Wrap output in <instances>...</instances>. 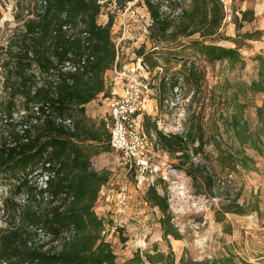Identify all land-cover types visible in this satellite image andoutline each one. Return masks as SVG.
I'll return each instance as SVG.
<instances>
[{
	"label": "trees",
	"instance_id": "trees-1",
	"mask_svg": "<svg viewBox=\"0 0 264 264\" xmlns=\"http://www.w3.org/2000/svg\"><path fill=\"white\" fill-rule=\"evenodd\" d=\"M102 1L15 0L18 25L0 45V186L5 189L0 264H118L102 236L105 222L93 210L109 175L93 169L90 158L109 151L108 133L104 123L97 125L86 116L85 109L100 94L109 97L105 73L124 69H117L112 21L98 23ZM112 1L122 9L135 0ZM140 1L150 16L149 37L155 45L148 52L141 46L136 56L149 71L159 67L158 59L244 64L236 48L215 43L216 29L192 17L181 0ZM183 65L188 77L198 82L196 67ZM254 86L264 91V75ZM240 107L235 102L229 120L233 137L242 150L262 155L260 133L248 129ZM257 117L264 128L263 108L257 109ZM189 125L183 134H165L150 117L142 118L155 147L180 161L190 159V150L198 154L207 143L198 114ZM243 152L227 151L224 157L247 167L250 158H239ZM51 172L53 177L40 186L36 178ZM146 201L162 213V239H180L170 224L165 196L151 186ZM40 235L48 240L41 241ZM145 258L150 264H175L172 252L155 251ZM131 261L143 264L139 253ZM192 264H233V256Z\"/></svg>",
	"mask_w": 264,
	"mask_h": 264
},
{
	"label": "rangeland",
	"instance_id": "rangeland-1",
	"mask_svg": "<svg viewBox=\"0 0 264 264\" xmlns=\"http://www.w3.org/2000/svg\"><path fill=\"white\" fill-rule=\"evenodd\" d=\"M15 3L0 0V45L18 25L14 19ZM181 3L200 23H211L216 29L215 43L236 48L244 64L232 65L227 60L210 64L204 59L166 63L158 59L159 67L153 71L144 66L142 70L136 69L141 63L136 50L144 46L148 52L155 45L149 37L150 16L140 0L122 9L112 0H103L98 23L112 21L117 69L135 68L148 87L141 119L144 115L150 117L165 134H183L198 114L207 143L198 154L190 150V159L184 157L180 161L155 147L153 135L147 136L153 144L155 161L165 172L156 178H138L135 173H127L110 148L108 152L92 155V168L109 175L93 210L105 222L102 236L111 245L118 264H138L131 261L134 255L139 253L145 258L146 253L155 251L172 252L175 264L211 261L227 254L233 256V264H264V153L242 150L229 126L238 102L248 129L259 132L264 142V128L257 117L258 108H263L264 114V91L251 87L261 82L264 75V0H181ZM156 45L161 48L164 44ZM183 62L186 68L196 67L198 82L188 77ZM106 79L107 88L116 95L110 94L108 99L100 95L86 113L97 125L104 123L105 128L110 100L121 95L122 89V82L113 72ZM227 151L235 155L244 151L239 158L242 155L250 158L247 167L231 163L224 157ZM42 179L36 178L39 185ZM151 186L167 199L170 224L180 239L172 236L162 239L159 223L162 213L146 201ZM4 190L0 186V203ZM3 226L0 211V227ZM39 238L43 242L48 240Z\"/></svg>",
	"mask_w": 264,
	"mask_h": 264
},
{
	"label": "built area",
	"instance_id": "built-area-1",
	"mask_svg": "<svg viewBox=\"0 0 264 264\" xmlns=\"http://www.w3.org/2000/svg\"><path fill=\"white\" fill-rule=\"evenodd\" d=\"M74 70V68H70ZM142 70L141 63L137 68ZM135 68L124 67L121 71L114 69L115 76L122 82V93L113 97L109 103L107 128L111 152L116 153L127 173H135L138 178L150 176L156 178L165 174L163 166L156 163L153 155V144L147 138L142 126V104L148 92L147 84L136 74ZM70 125V120H57ZM54 172L44 173L42 184ZM161 178V177H160ZM165 180L166 177L162 176ZM39 237H43L40 235ZM143 264H150L145 258Z\"/></svg>",
	"mask_w": 264,
	"mask_h": 264
},
{
	"label": "crops",
	"instance_id": "crops-1",
	"mask_svg": "<svg viewBox=\"0 0 264 264\" xmlns=\"http://www.w3.org/2000/svg\"><path fill=\"white\" fill-rule=\"evenodd\" d=\"M113 72V74H115L114 73V70H108L106 73H105V75H104V78H105V82H106V84H107V79H106V76H107V74L108 73H112ZM115 85L117 84V83H114ZM108 89V88H107ZM108 92H109V94H111V95H116V92H110V90L108 89ZM121 93H122V89H121ZM101 96H103L102 94H100ZM99 95V96H100ZM98 96V97H99ZM98 97L96 98V99H94L93 101H91L90 103H88L86 106H85V109H86V113H87V107L91 104V103H94L95 101H97L98 100ZM109 97H110V95H109ZM109 97H105L106 99H108ZM106 128H107V123H106ZM100 154V153H99Z\"/></svg>",
	"mask_w": 264,
	"mask_h": 264
}]
</instances>
